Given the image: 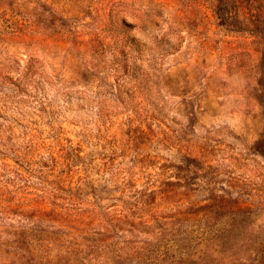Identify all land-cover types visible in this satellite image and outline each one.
<instances>
[{
	"label": "rangeland",
	"instance_id": "obj_1",
	"mask_svg": "<svg viewBox=\"0 0 264 264\" xmlns=\"http://www.w3.org/2000/svg\"><path fill=\"white\" fill-rule=\"evenodd\" d=\"M0 264H264V0H0Z\"/></svg>",
	"mask_w": 264,
	"mask_h": 264
}]
</instances>
